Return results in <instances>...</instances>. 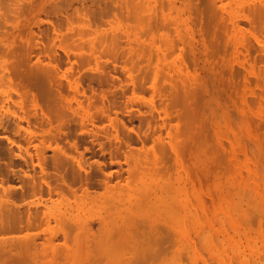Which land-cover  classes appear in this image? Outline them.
<instances>
[{"label": "rangeland", "instance_id": "rangeland-1", "mask_svg": "<svg viewBox=\"0 0 264 264\" xmlns=\"http://www.w3.org/2000/svg\"><path fill=\"white\" fill-rule=\"evenodd\" d=\"M0 189V264H264V0H0Z\"/></svg>", "mask_w": 264, "mask_h": 264}, {"label": "bare ground", "instance_id": "bare-ground-1", "mask_svg": "<svg viewBox=\"0 0 264 264\" xmlns=\"http://www.w3.org/2000/svg\"><path fill=\"white\" fill-rule=\"evenodd\" d=\"M222 3H223V2H222ZM133 5H134V3H133ZM142 7H143V6H142ZM139 8H140V7H138V9H139ZM143 8H144V7H143ZM140 9H141V8H140ZM204 9H205V8H204ZM197 10H198V9H197ZM138 12H139V11H138ZM134 13H135V12H134ZM211 13H212V12H211ZM136 14H137V13H136ZM166 14H167V13H166ZM215 14H216V13H215ZM259 15H260V13H259ZM136 16H137V15H136ZM141 16H142V15H141ZM210 16H211V15H210ZM215 16H216V15H215ZM262 19H263V18H262ZM208 21H209V20H208ZM146 26H147V25H146ZM149 27H150V26H149ZM153 27H154V26H153ZM155 27H156V26H155ZM156 36H157V35H156ZM217 50H218V49H217ZM235 60H236V59H235ZM149 69H150V72H151V68H149ZM154 69H155V68H154ZM202 70H203V69H202ZM152 71H153V70H152ZM41 73H42V72H41ZM43 73H44V77H42ZM43 73H42V75H41V78H42V79L45 78V74L47 75L46 72L43 71ZM151 73H152V72H151ZM48 75H49V74H48ZM47 77H48V76H46V78H47ZM245 77H246V76H245ZM41 78H40V79H41ZM167 78H168V77H167ZM48 79H49V77H48ZM169 79H170V78H169ZM7 82H8V81H7ZM44 84H45V83H44ZM152 86H153V85H152ZM163 89H164V88H163ZM24 90H25V89H24ZM25 92H26V91H25ZM156 92H157V91H156ZM5 98H6V97H5ZM23 98H24V97H23ZM1 101H2V100H1ZM172 104H173V103H172ZM41 110H42V109H41ZM41 118H42V117H41ZM21 119H22V117H21ZM21 119H20V120H21ZM47 119H48V118H47ZM39 121H40V120H39ZM167 121H169V120H167ZM18 122H19V121H18ZM119 122H120V121H119ZM19 123L21 124V122H19ZM29 125H30V124H29ZM125 125H127V124H125ZM17 126H18V125H17ZM127 126H128V125H127ZM22 127H23V126H22ZM24 127H25V126H24ZM24 127H23V128H24ZM28 127H29V126H27L26 128L30 130L31 128H28ZM128 127H129V126H128ZM26 128H25V129H26ZM164 128H165V127H164ZM32 130H33V129H32ZM127 130H128V129H127ZM1 131H2V130H1ZM120 131H121V130H120ZM116 132H117V131H116ZM128 132H129V131H128ZM29 133H30V132H29ZM167 133H168V132H167ZM30 134H31V133H30ZM137 136H138V135H137ZM10 140H11V139H10ZM75 142H76V141H75ZM75 142H74V143H75ZM71 145H72V144H71ZM121 145H122V144H121ZM122 146H123V145H122ZM77 147H78V144H77ZM21 148H22V147H21ZM77 149H78V148H77ZM172 149H173V148H172ZM74 150H75V149H74ZM65 151H66V150H65ZM155 151H156V150H155ZM37 152H38V151H37ZM20 154H21V153H20ZM23 155H25V154H23ZM62 155H63V154H62ZM67 155H68V154H67ZM20 156L22 157V154H21ZM36 156L39 157V153H38V155H37V153H36ZM43 156H44V155H43ZM63 156H64V155H63ZM74 156H75V155H74ZM76 156H77V155H76ZM76 156H75V157H76ZM55 157H56V156H55ZM58 157H61V156H58ZM68 157H69V156H68ZM23 158H24V157H22V159H23ZM26 158H27V157H26ZM26 158H24L23 161H24ZM39 158H41V157H39ZM39 158H38V160H39ZM44 158H46V157H44ZM61 158H62V157H61ZM61 158H59L60 160H58V159L56 160V161H59V163L56 162V163H57L56 166H58V167H59V166H62V165H60V164H63V165H64V160H65V159L62 161L63 158H62V159H61ZM72 158H73V157H72ZM28 159H29V158H28ZM28 159H27V160H28ZM52 159H53V158H52ZM69 159H70V158H69ZM73 159H76V160H72V161H75V162H74V164H75L78 158L76 157V158H73ZM38 160H37V161H38ZM40 160H41V159H40ZM43 160H44V159H43ZM54 160H55V159H54ZM25 161H26V160H25ZM41 161H42V160H41ZM46 161H47V160H46ZM61 161H62V162H61ZM66 161H67V159H66ZM69 161H70V160H69ZM72 161H71V162H72ZM80 161H81V160H80ZM80 161H79V163H78V162H77V163L80 164ZM27 162H28V161H27ZM81 162H82V161H81ZM220 162H221V161H220ZM40 163H41V162H40ZM40 163H39V161H38V165L41 166ZM42 163H43V162H42ZM53 163H54V162H53ZM56 163H54V164H56ZM65 163H66V162H65ZM67 163H68V161H67ZM77 163H76V164H77ZM68 164H71V163H68ZM78 164H77V167H78ZM81 164H83V163H81ZM99 164H100V163H99ZM52 165H53V164H52ZM65 165H66V164H65ZM42 166H43V167H42ZM42 166H41L42 168H40V167H39V168L45 170L43 164H42ZM80 166H82V165H80ZM100 166H101V165H100ZM100 166H99V167H100ZM141 167H142V166H141ZM61 168H62V167H61ZM64 168H65V167H64ZM64 168H62V170H63ZM79 168H80V167H79ZM81 168H83V167H81ZM102 168H103V167H102ZM102 168H99V169L101 170ZM67 169H69V171L66 170L65 172H66V173L68 172V174H70L71 172H72V173L74 172V176H75L74 179H75V180L73 179V177L71 178L73 181H77V179H78V181H79L80 179L82 180V174H81L80 172H78V171H80L81 169L79 170V169H77L76 167H73V169H75V170L72 169L73 171L70 170L71 168H67ZM76 169H77V170H76ZM84 169H85V168H84ZM56 170H57V169H56ZM62 170H60V171H62ZM82 170H83V169H82ZM127 170H128V169H127ZM63 171H64V170H63ZM70 171H71V172H70ZM98 171H99V170H98ZM131 171H132V170H131ZM41 172H43V171H41ZM46 172H47V174H48V173H49V170H47ZM58 172H59V171H58ZM65 172H61L62 174H61V173H59V174H61V176L63 175L64 178H65V175L63 174V173H65ZM69 172H70V173H69ZM96 172H97V171H96ZM101 172H102V170H101ZM105 172H106V170H105ZM66 173H65V174H66ZM72 173L70 174L71 176L73 175ZM103 173H104V171H103ZM103 173H101V174H103ZM27 174H28V173H27ZM42 174H43V173H42ZM45 174H46V173H45ZM45 174H44V175H45ZM47 174H46V175H47ZM68 174H67V176H68ZM96 174H98V172H97ZM101 174H100V175H101ZM112 174H113L112 171H108L107 174H106L107 177L105 176L106 179H109V181H108V180L106 181V179H104V181H105V182H104V181H102V179H101V181L104 182L106 186L108 185V182H109V184H112V183H110V180H111ZM32 175L34 176V174H32ZM44 175H42V176H44ZM70 175L68 176V177H69V178H68L69 180H71V179H70V177H71ZM104 175H105V174H104ZM123 175H124V174H123ZM27 176H28V175H26V177H27ZM29 176H30V175H29ZM37 176H38V175H37ZM47 176H48V175H47ZM47 176H46V177H47ZM56 176L58 177V176H60V175L57 174ZM61 176H60V177H61ZM119 176H120V174H119ZM132 176H133V175H132ZM83 177H84V176H83ZM86 177H87V173H86ZM86 177H84L83 179H86V182H87V184H88L89 177H87L88 180H87ZM29 178H30V177H29ZM31 178L34 180L36 177H31ZM44 178H45V177H43L42 179H44ZM62 178H63V177H62ZM66 178H67V177H66ZM97 178H98V177H97ZM128 178H129V177H128ZM128 178H127V179H128ZM26 179H27V178H26ZM26 179H25V181H27V182H28V180H29V182H30V180H31V179H28V180H26ZM39 179H40V178H39ZM39 179H38V180H39ZM48 179H49V177H48ZM57 179H59V178H57ZM60 179H61V178H60ZM60 179H59V180H60ZM68 179H64V181H65V183H66V182H69V183H70V185H68V187L70 186V189H71V188H72V187H71V182H70ZM94 179H95V178H94ZM94 179H93V180H94ZM112 179H113V177H112ZM121 179H122V178H121ZM33 180H31V181L34 182L35 180H34V181H33ZM46 180H47V178L44 179L45 183L48 182V180H47V181H46ZM59 180H58V181H59ZM67 180H68V181H67ZM72 180H71V181H72ZM81 180H80L79 182H82V181H83V180H82V181H81ZM42 181H43V180H42ZM61 181H62V180H61ZM61 181H60V182H61ZM64 181H63V182H64ZM91 181H92V180L90 179V183L93 182V181H92V182H91ZM94 181H95V180H94ZM120 181H121V180H120ZM27 182H25V184H27V186L32 184V183L30 184L29 182H28V183H27ZM40 182H41V181H40ZM60 182H59V184L57 183L56 187L59 186V189H62V190L66 189V188H67L66 184H64V183L61 182L62 185L60 186ZM84 182H85V180L82 182V184H83ZM86 182H85V183H86ZM43 183H44V182H43ZM77 183H78V182H77ZM77 183H76V184H77ZM1 184H2V183H1ZM48 184L50 185V182H48ZM67 184H68V183H67ZM74 184H75V183H74ZM92 184H93V183H92ZM102 184H103V183H102ZM102 184L100 183V185H102ZM119 184H120V182H119ZM23 185H24V184H23ZM35 185H37V186H36L37 188L39 187L38 184H35ZM41 185H42V182H41ZM41 185H40V186H41ZM43 185L45 186V184H43ZM49 185L47 186V188L49 187V188H50V191H51V187H53V189H52L53 191L56 190V188L54 189V187H55L54 184H53L54 186L51 184V185H52L51 187H50ZM63 185H65L66 188H64L65 186L63 187ZM90 185H91V184H90ZM90 185L88 184V186H90ZM116 185H118V184H116ZM24 186H25V185H24ZM24 186H23V187H24ZM27 186H26V187H27ZM44 186H41V190H42V187H44ZM73 186H74V185H73ZM83 186H84V184H83ZM94 186H95V185H94ZM102 186H103V185H102ZM112 186H115V185H112ZM112 186H111V187H112ZM118 186H119V185H118ZM33 187H34V186H33ZM60 187H62V188H60ZM91 187H92V186H91ZM37 188L34 187L35 190H36ZM45 188H46V186H45ZM45 188H43V189H45ZM63 188H64V189H63ZM85 188H86V187H85ZM85 188L83 187V190H84V191L87 190V189H85ZM108 188H109V187H108ZM112 188H114V187H112ZM116 188H117V187H116ZM4 189H5V188H4ZM7 189H8V187H7L5 190H7ZM29 189H33V188L30 187ZM34 189L31 190V192L33 191L34 193L36 192V194H38V193H37V190L35 191ZM39 189H40V188H39ZM39 189H38V190H39ZM68 189H69V188H68ZM68 189H67L66 191H68ZM70 189H69V190H70ZM73 189H74V188H73ZM73 189H72V190H73ZM75 189H76V188H75ZM77 189H78V188H77ZM80 189H81V188H80ZM89 189H91V188H88V191H87L88 194L90 193V192H89ZM0 190H1V189H0ZM23 190H24V188H23ZM41 190H39V192H40ZM46 190H47V189H45V191H46ZM2 191H3V190H2ZM9 191H11V190H9ZM9 191L7 190V192H9ZM24 191H27V192H24V193H28V190L25 189ZM43 191H44V190H42L41 192L43 193ZM48 191H49V190H48ZM50 191H49V192H50ZM53 191H52V192H53ZM70 191H71V190H70ZM90 191H91V190H90ZM11 192H12V191H11ZM31 192H30V193H31ZM57 192H59V191H57ZM61 192H63V191H61ZM71 192L74 193L73 191H71ZM77 192H78V191H77ZM77 192H76V193H77ZM85 192H86V191H85ZM2 193H3V192H2ZM4 193H6V192H4ZM4 193H3V195L5 196ZM15 193H17V192H15ZM50 193H51V192H50ZM54 193H55V192H54ZM63 193H64V192H63ZM81 193H82V192H81ZM12 194H13V193H11V195H12ZM17 194H18V193H17ZM57 194H58V193H57ZM65 194H66V193H65ZM67 194H70V193H67ZM74 194H75V193H74ZM82 194H84V193H82ZM0 195H1V191H0ZM3 195H2V197H3ZM13 195H15V194H13ZM18 195H20V194H18ZM18 195H17V197H18ZM29 195H30V194H29ZM34 195H35V194H34ZM47 195H48V194H47ZM47 195H46V196H47ZM9 196H10V195H9ZM21 196L23 197L24 194H23V195L21 194ZM26 196H27V195H26ZM41 196H42V194H41ZM44 196H45V195H44ZM66 196H67V195H66ZM70 196H71V195H70ZM70 196H69V197H70ZM75 196H76V195H75ZM11 197H12V196H11ZM59 197H60V196H59ZM19 198H20V201L23 200V198H22V199H21V197H19ZM44 198H45V197H44ZM80 198H81V197H80ZM83 198H84V197H83ZM90 198H91V196H90ZM8 199H9V198H8ZM8 199H7V200H8ZM10 199H11V198H10ZM46 199H48V198H46ZM17 200H18V199H17ZM2 202H3V201H2ZM4 202H5V201H4ZM4 202H3V203H4ZM6 202H7V201H6ZM6 202H5V203H6ZM3 203H2V205H3ZM32 203H33V202H32ZM6 204H7V203H6ZM6 204H5V205H6ZM10 204H11V203H10ZM27 204H28V203H27ZM29 204H30V203H29ZM45 204H46V203H45ZM49 204H50V203H49ZM80 204H81V203H80ZM51 205H52V204H51ZM8 206H9V204H8ZM13 206H14V205H13ZM28 206H29V205H28ZM38 206H40V205H38ZM2 207H3V206H2ZM2 207H1V208H2ZM10 207H12V206H10ZM14 207H15V206H14ZM22 207H23V206H22ZM51 207H52V206H51ZM53 207H54V206H53ZM57 207H58V206H57ZM1 208H0V209H1ZM3 208H4V207H3ZM3 208H2V209H3ZM5 208H6V207H5ZM7 208H8V207H7ZM16 208H17V207H16ZM26 208H27V207H26ZM2 209H1V210H2ZM37 209H38V208H37ZM1 210H0V213H1ZM8 210H9V209H8ZM11 210H12V209H11ZM34 210H35V209H34ZM34 210H33V211H34ZM41 210H42V209H41ZM2 211H3V210H2ZM42 211H43V210H42ZM42 211H41V213H42ZM241 211H242V210H241ZM27 212L29 213V211H27ZM38 212H40V211L38 210ZM38 212L35 211V212L31 213L29 216H27V217H29L28 219H26L27 217L25 218L26 220H25L24 218H22V219H24L27 223H30V222H31L30 224H33V226H34V224H36V222L33 223V222L31 221V220H32L31 216L33 217V215H36V216H35V217H36L35 219L37 220V218H38V216H39V214H40V213L38 214ZM49 212H50V211H49ZM22 213H25V212L22 211ZM28 213H27V214H28ZM35 213H36V214H35ZM1 214H2V213H1ZM25 214H26V213H25ZM45 214H46L47 216H49V214H47L46 212H45ZM55 214H56V213H55ZM37 215H38V216H37ZM46 215H44V217L42 216L41 218L44 219V218L46 217ZM74 215H75V214H74ZM241 215H243V214H241ZM241 215H240V216H241ZM3 216H4V215H3ZM3 216H2V218H3ZM53 216H54V215H53ZM60 216H61V215H60ZM60 216H59V217H60ZM55 217H56V215H55ZM242 217H243V216H242ZM242 217H241V218H242ZM2 218H1V219H2ZM4 218H6V216H4ZM15 218H16V217H15ZM15 218H13V219H15ZM33 218H34V217H33ZM41 218L39 217V219H41ZM67 218H69V217H67ZM67 218H66V216H65V220H66ZM254 218H255V217H254ZM6 219H8V218H6ZM6 219H2V220H1V221H3V226H4L5 224L11 223V222H9V220L7 221ZM13 219L11 218L12 221H13ZM19 219H20V218H19ZM35 219H34V220H35ZM39 219H38V221H39ZM45 219H46V218H45ZM45 219H44V220H45ZM56 219H57V217H56ZM56 219H55V220H56ZM70 219H71V218H70ZM70 219H68V222H69V221L71 222ZM97 219H99V218H97ZM256 219H257V218H256ZM15 220H16V219H15ZM41 220H42V219H41ZM44 220H43V221H44ZM53 220H54V219H53ZM65 220H64V219L62 220V216H61V221H60V222H66ZM74 220H75V219H74ZM124 220H125V219H124ZM16 221L19 222L20 220H19V221L16 220ZM22 221H23V220H22ZM22 221H21V222H22ZM57 221H58V220H57ZM99 221H100V220H99ZM243 221H244V220H243ZM6 222H8V223H6ZM17 222H14V224L17 223ZM21 222H20V223H21ZM26 222H23V223H25V224H23V226H25V225L27 224ZM45 222H48V219H47ZM75 222H76V220H75ZM75 222H74L73 224H72V223H71V224L74 225ZM259 222H260V221H259ZM4 223H5V224H4ZM40 223H41V222H40ZM76 223H78V225L81 224V223H80V220H79V222H76ZM99 223H100V224H99V225H100V229L103 230L102 228L104 227V228L106 229V230H104V231H107V224H106V227H105V225H104L103 222H102L103 224H102L101 222H99ZM105 223H106V222H105ZM0 224L2 225V223H0ZM12 224H13V223H12ZM12 224H11V225H12ZM37 224H38V223H37ZM87 224H89L88 226H90V227L92 226V225H90V224H92V222H91V223L88 222V223H86L85 226L83 227L84 229H85V227H88V226H86ZM93 224H94V223H93ZM101 224H102V225H101ZM18 225H19V224H18ZM76 225H77V224H76ZM76 225H74V226H76ZM8 226H9V225H8ZM21 226H22V225H21ZM23 226H22V227H23ZM29 226H30V225H29ZM29 226H27V227L29 228ZM37 226H38V225H37ZM67 226H68V225H67ZM79 226H80V225H79ZM102 226H103V227H102ZM0 227H1L0 230H2V226H0ZM15 227L17 228V226H15ZM15 227H14V228H15ZM18 227H19V226H18ZM27 227H26V228H27ZM69 227H70V226H69ZM77 227H78V226H76V229H77ZM7 228L10 229V228H13V227H12V226H11V227H10V226H9V227H5V228H4V231H5ZM28 228H27V229H28ZM74 228H75V227H74ZM79 228H80V227H78V229H79ZM97 228H99V227H97ZM17 229H18V228H17ZM68 229H69V228H68ZM90 229L93 230V227H91ZM100 229H99V230H100ZM12 230H13V229H12ZM21 230H22V228H21ZM64 230H65V229H64ZM71 230H73V229H71ZM97 230H98V229H97ZM97 230H96V231H97ZM4 231H3V232H4ZM14 231H15V230H14ZM19 231H20V230H19ZM24 231H25V229H24ZM94 231H95V230H94ZM96 231H95V232H96ZM104 231H103V232H104ZM260 231H261V230H260ZM0 232H1V231H0ZM5 232H6V231H5ZM25 232H26V231H25ZM65 232H67V234H68V231H65ZM84 232H85V231H84ZM87 232H88V231H87ZM13 233H14V232H13ZM18 233H19V232H18ZM22 233H23V232H22ZM97 233H98V231H97ZM94 234H95V233L92 234V235L94 236V238L97 237V236L94 235ZM104 234H105V233H104ZM104 234H103V236H105ZM248 234H249V233H248ZM76 235H77V234H76ZM245 235H246V234H245ZM68 236L70 237V235H68ZM68 236H67L66 239H68ZM112 236H113V235H112ZM10 237H11V236H10ZM15 237H16V236H15ZM15 237H14V238H15ZM18 237H19V236H18ZM28 237H29V239L27 238V236H26V237H22V239L16 237L17 239H19V241H21V243H22V240L24 241V238H27V240L25 239V242L22 243V244H20V245H19V242H18V245H19V246H22V245H23V246H22L23 248L20 249L19 246H18V248L20 249V255H19V254H17V255L20 256V258H21V255H22V254L25 255V253H23V251H24V252L28 251V250L24 249V245H25L26 248H27L28 245H29V246L32 245L31 249H32L33 247H35V248H33L32 252L30 251V253H34V252H35V254H36L35 258H37V253L40 252V251H38V249H39L38 246H39V245L37 246L38 249H37L36 251H34V250L37 248L36 245H37L38 243L35 244L36 242H33V241H34V238L37 237V236H30V235H29ZM30 237H31V238H30ZM51 237H52V236H51ZM251 237H252V236H251ZM52 238H53V237H52ZM54 238H55V237H54ZM101 238H102V237H101ZM232 238H233V237H232ZM17 239H16V240H17ZM20 239H21V240H20ZM30 239H33V240H32L33 243L31 242ZM49 239H50V238H49ZM89 239H90V238H89ZM109 239H110V238H109ZM10 240H13V241H12L13 243L16 242V241H14L15 239H10ZM28 240H30V241H28ZM52 240H53V239H52ZM92 240H93V238H92ZM94 240H95V239H94ZM0 241H3V240H0ZM27 241H28V242H31V243H30L31 245H30ZM35 241H36V240H35ZM48 241L52 242L51 240H48ZM54 241H55V240H54ZM90 241H91V240H90ZM3 242L5 243V241H3ZM3 242H1V244H3ZM6 242H7V240H6ZM8 242H9L8 244H10L9 238H8ZM26 242H27V243H26ZM38 242H39V241H38ZM44 242H47V241H43V242H41L40 246H41L42 248H44V247L46 246V245L44 244ZM52 243H53V242H52ZM52 243H48V242H47L46 244H49V246H50V245H51V246L53 245V247L55 248V246H56L57 243L55 244V246H54V243H53V244H52ZM92 243H93V242H92ZM247 243H248V242H247ZM14 244H15V243H14ZM16 244H17V243H16ZM26 244H27V245H26ZM43 244H44V246H42ZM66 244H67V243H66ZM90 244H91V243H90ZM94 244H95V246H96V243H94ZM214 244H215V243H214ZM100 245H101V244H100ZM3 246L5 247L6 245L3 244ZM10 246H12V243H11ZM10 246H9V248H10ZM16 246H17V245H16ZM16 246H15V247H16ZM49 246H48V247H49ZM57 246H58V244H57ZM57 246H56V248H57ZM86 246H87V245H86ZM215 246H216V245H215ZM12 247H13V246H12ZM12 247H11V249H12ZM41 247H40V248H41ZM53 247H52V248H53ZM61 247H64V246H61ZM91 247H92V246H91ZM252 247H253V246H252ZM85 248H86V247H85ZM256 248H258V247H256ZM7 249H8V245H7L6 250L3 249L2 245H0V250H3V252H1V254H2V253H5L4 251L7 252V251L10 250V249H8V250H7ZM22 249H23V250H22ZM29 249H30V247H29ZM63 249H64V248H63ZM57 250H58V249H57ZM258 250H259V249H258ZM41 251H44V250H41ZM9 252H11V250H10ZM9 252H7V253H9ZM12 252H13V249H12ZM12 252H11V253H12ZM9 254H10V253H9ZM12 254H13V255H11V256L16 255L15 252L12 253ZM26 254H27V253H26ZM38 254H40V253H38ZM2 255H4V254H2ZM24 255H23V256H24ZM27 255H29V257H33V256H34V254H32L33 256H32L31 254H27ZM30 255H31V256H30ZM23 256H22V257H23ZM38 256H39V255H38ZM259 256H260V255H259ZM14 257H15V256H14ZM24 257H25V256H24ZM222 257H223V256H222ZM17 258H18V257H17ZM38 258H39V257H38ZM38 258H37V259H38ZM12 260H13V258H12ZM15 260H17V259L15 258ZM33 260H34V259H33ZM205 260H206V259H205ZM10 261H11V257H10ZM19 261H20V259H19ZM36 261H37V260H36ZM5 262H6V261H5ZM246 262H247V261H246ZM254 262H255V261H254ZM3 263H4V262H3ZM248 263H249V262H248ZM263 263H264V262H263ZM8 264H9V262H8ZM10 264H11V263H10ZM255 264H256V263H255Z\"/></svg>", "mask_w": 264, "mask_h": 264}]
</instances>
